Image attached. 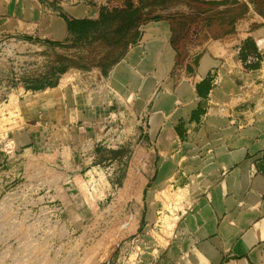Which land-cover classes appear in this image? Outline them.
I'll return each instance as SVG.
<instances>
[{"label":"crops","instance_id":"crops-1","mask_svg":"<svg viewBox=\"0 0 264 264\" xmlns=\"http://www.w3.org/2000/svg\"><path fill=\"white\" fill-rule=\"evenodd\" d=\"M185 1L169 9L198 14L184 38L173 43L169 19L147 22L100 88L63 74L27 92L32 117L6 133L13 152L0 145V195L11 175L46 169L80 225L109 238L103 264H264V15L251 0ZM100 4L0 0V11L38 13L35 30L56 42L69 37L68 20L98 21ZM237 6L235 31L213 33L206 17ZM114 134L122 142L108 148ZM91 164L115 171L86 208L73 181ZM172 187L186 191L168 229L150 209Z\"/></svg>","mask_w":264,"mask_h":264},{"label":"rangeland","instance_id":"rangeland-1","mask_svg":"<svg viewBox=\"0 0 264 264\" xmlns=\"http://www.w3.org/2000/svg\"><path fill=\"white\" fill-rule=\"evenodd\" d=\"M99 1L101 3L99 20L106 24L109 17V13H106L108 0ZM133 1L127 2L131 5ZM186 3L185 0H150L146 3L145 10L152 19L166 18L172 14L169 12L171 7L180 9ZM201 5L195 3V7ZM40 21L38 13H32L26 17V13L17 10L0 11V140L2 145L7 138L6 133H12L17 128L25 126L22 121L28 115L32 117L31 95L33 93L27 94V92L53 86L58 77L63 75L58 71L60 66L69 64L70 70L64 79L69 77L71 83L80 85L82 88H100L104 84L101 79L105 76L101 75V68L97 64L99 59L108 52L101 40H97L92 45L78 47L51 45L48 43L51 41L48 37L43 36L40 30H35ZM31 24H35L36 27L31 28ZM77 64L87 66L84 69L87 74L89 70L94 72H92L91 82L84 78L82 81L77 79L73 81L72 77L78 78L79 74L76 71ZM182 182L185 183V179ZM10 186L9 183L6 184L0 195V264L105 263V259H100L99 255L107 248L109 249L107 244L109 238L97 237L96 232H93L94 229L86 230L90 228L87 224L90 222L80 225L81 219H75L73 206H67L65 199L57 197L58 192L52 190L49 197L44 193L47 191L46 187L34 189L32 192L19 190L16 202L2 203L4 190H9ZM162 191L163 205L156 207V210L151 207L150 210L152 214L160 215L158 225L162 224V227L169 229L171 227L170 213H174L175 208L181 205L185 199L186 190L185 187H172ZM157 211H160L159 214Z\"/></svg>","mask_w":264,"mask_h":264},{"label":"trees","instance_id":"trees-1","mask_svg":"<svg viewBox=\"0 0 264 264\" xmlns=\"http://www.w3.org/2000/svg\"><path fill=\"white\" fill-rule=\"evenodd\" d=\"M129 0H122L120 2L112 1L108 4L106 13H109L108 22L103 24L101 20H68L69 37L64 41H49L51 45L63 47H78L82 45H92L97 40L107 49V55L99 59L97 66L101 68V75L107 76L109 68L116 64L128 51L130 45L135 44L141 38L140 28L147 22L153 19L149 13L146 12V3L150 0H134L130 5ZM172 1V0H171ZM193 2H199L192 0ZM256 9L264 15V0H251ZM237 6L236 9H225L224 11L213 12L209 14L206 19L210 30L220 32L229 27L230 31H235L237 22L245 17L244 12H241ZM102 12V14H106ZM198 14L187 13L185 11H177L172 13L166 19L171 20L173 29V43L180 41L187 34L191 24L198 19ZM217 21L218 28L214 27ZM213 27V30H212ZM228 30V29H227ZM87 66L83 64L76 65V71L90 81L92 79V70L87 74L84 69ZM70 70L69 64H64L58 68L59 73L66 74ZM94 73V72H93ZM60 77L55 81L58 82Z\"/></svg>","mask_w":264,"mask_h":264},{"label":"built area","instance_id":"built-area-1","mask_svg":"<svg viewBox=\"0 0 264 264\" xmlns=\"http://www.w3.org/2000/svg\"><path fill=\"white\" fill-rule=\"evenodd\" d=\"M103 142L108 148H117L122 141L119 135L114 134L109 136V138H105ZM0 145H2V140H0ZM2 146L5 151L13 152L16 148V143L14 140L6 138ZM55 170H57V167H55ZM114 171L115 168L112 164H91L83 177L73 181V186H75V197L78 198L81 204L86 208L95 205L98 200H102L106 196ZM47 172L46 169L43 171L39 169L33 170V173L28 177L22 172L11 175L12 178L8 177V183L11 186L9 190H4V196L1 199L2 203L9 202L11 204L16 202L19 190L23 192H32L34 189H43L46 187L47 191H44V193L48 194L49 197L52 190L58 192L59 190L57 188H52V178L49 177V172ZM17 179L18 181L15 182ZM59 194L58 192L57 197H59ZM67 206L73 205L67 203Z\"/></svg>","mask_w":264,"mask_h":264}]
</instances>
